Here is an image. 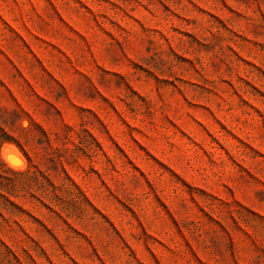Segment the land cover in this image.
<instances>
[{"label":"rangeland","instance_id":"rangeland-1","mask_svg":"<svg viewBox=\"0 0 264 264\" xmlns=\"http://www.w3.org/2000/svg\"><path fill=\"white\" fill-rule=\"evenodd\" d=\"M0 135V264H264V0H0Z\"/></svg>","mask_w":264,"mask_h":264},{"label":"trees","instance_id":"trees-1","mask_svg":"<svg viewBox=\"0 0 264 264\" xmlns=\"http://www.w3.org/2000/svg\"><path fill=\"white\" fill-rule=\"evenodd\" d=\"M1 136L3 135H0V138ZM32 180L38 181V177H36L34 174H28L27 183L25 184V186L27 185V187H30L29 182ZM50 186L53 187V190L49 192V189L44 184H40V190L45 195V197L50 198L51 200L57 202L59 205H63L65 203L67 204V202L70 201L72 202V204L74 203L75 205H79L81 214L85 212V210L83 209V203L85 202V200L82 195L75 194L72 189H70L66 184H63L62 185L63 191L66 193V195H68V199H69L66 202L65 199H63L61 195L57 194L56 188L54 187V185H50Z\"/></svg>","mask_w":264,"mask_h":264},{"label":"bare ground","instance_id":"bare-ground-1","mask_svg":"<svg viewBox=\"0 0 264 264\" xmlns=\"http://www.w3.org/2000/svg\"><path fill=\"white\" fill-rule=\"evenodd\" d=\"M6 153H7V151H6ZM7 155V154H6ZM16 164V163H15ZM18 164V163H17ZM13 166H15V165H13ZM16 167V166H15ZM20 167V166H19ZM22 167V166H21Z\"/></svg>","mask_w":264,"mask_h":264}]
</instances>
